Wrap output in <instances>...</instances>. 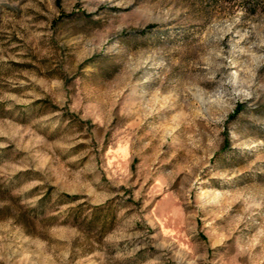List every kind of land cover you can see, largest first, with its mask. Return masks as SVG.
Returning <instances> with one entry per match:
<instances>
[{
	"label": "rangeland",
	"instance_id": "rangeland-1",
	"mask_svg": "<svg viewBox=\"0 0 264 264\" xmlns=\"http://www.w3.org/2000/svg\"><path fill=\"white\" fill-rule=\"evenodd\" d=\"M0 264H264V3L0 0Z\"/></svg>",
	"mask_w": 264,
	"mask_h": 264
},
{
	"label": "trees",
	"instance_id": "trees-1",
	"mask_svg": "<svg viewBox=\"0 0 264 264\" xmlns=\"http://www.w3.org/2000/svg\"><path fill=\"white\" fill-rule=\"evenodd\" d=\"M56 1H57V4H58V5H59L60 2H61V0H56ZM260 3L263 5L264 0H260ZM151 27H152V26H148V28L145 29V30H142L141 33H145V32H147ZM242 107H243L242 104H238L237 107H236V110H235L234 114H232V115L229 117V119L231 120V119L235 118V116L241 111Z\"/></svg>",
	"mask_w": 264,
	"mask_h": 264
}]
</instances>
